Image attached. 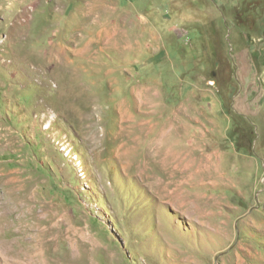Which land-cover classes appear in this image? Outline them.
Masks as SVG:
<instances>
[{
  "label": "rangeland",
  "instance_id": "rangeland-1",
  "mask_svg": "<svg viewBox=\"0 0 264 264\" xmlns=\"http://www.w3.org/2000/svg\"><path fill=\"white\" fill-rule=\"evenodd\" d=\"M243 48L264 0H0V264H264Z\"/></svg>",
  "mask_w": 264,
  "mask_h": 264
},
{
  "label": "crops",
  "instance_id": "crops-1",
  "mask_svg": "<svg viewBox=\"0 0 264 264\" xmlns=\"http://www.w3.org/2000/svg\"><path fill=\"white\" fill-rule=\"evenodd\" d=\"M231 56L238 84L231 101L234 112L244 119L261 121L258 126L264 125V62H255L248 48L236 50Z\"/></svg>",
  "mask_w": 264,
  "mask_h": 264
}]
</instances>
